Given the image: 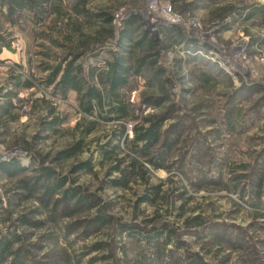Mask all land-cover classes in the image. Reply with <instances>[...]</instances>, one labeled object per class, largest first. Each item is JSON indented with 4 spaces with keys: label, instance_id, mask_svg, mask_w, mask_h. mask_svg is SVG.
Segmentation results:
<instances>
[{
    "label": "rangeland",
    "instance_id": "obj_1",
    "mask_svg": "<svg viewBox=\"0 0 264 264\" xmlns=\"http://www.w3.org/2000/svg\"><path fill=\"white\" fill-rule=\"evenodd\" d=\"M118 55L136 118L85 114L63 75L102 93ZM3 240L0 264H264V0H0Z\"/></svg>",
    "mask_w": 264,
    "mask_h": 264
},
{
    "label": "trees",
    "instance_id": "obj_2",
    "mask_svg": "<svg viewBox=\"0 0 264 264\" xmlns=\"http://www.w3.org/2000/svg\"><path fill=\"white\" fill-rule=\"evenodd\" d=\"M17 5H22L19 1H14ZM109 22H111V19H109ZM109 32V31H108ZM110 33V32H109ZM147 34H149V31H147ZM146 34V36H148ZM127 32L126 30L123 31L122 37H126ZM147 38L145 37L144 40ZM141 42H136L135 44H131L133 48L138 46ZM143 43V42H142ZM148 43H153L152 40L148 41ZM154 46V45H153ZM129 51V50H128ZM126 58V57H125ZM144 59H140L136 65L137 69L140 68V64H143ZM110 68L105 70V75L106 77V82H109L110 85L109 87L105 88L104 92H97L94 89H89L88 92H85L83 95H81L82 87L79 85L78 81L76 80V76L72 73L71 70H67V72L63 75L61 81L63 84V92H67L68 90H75L81 98V106L85 114H94V112H98L99 116H102V112H107L108 114H111L115 119L117 120H122V119H133L136 118L134 113V105L130 101H127L126 99V94L122 92V88L126 84V79L125 76L126 74L129 73V70L131 68L124 66V57L122 56H116L115 61L109 64ZM161 120H149V126L145 125H136L135 128L133 129L134 131V138L132 139V143L134 145V148L138 150L140 153H142L143 156L149 157L151 154V149L153 145H155L158 140H159V128ZM125 125L123 124L121 126L120 132L115 133L114 137L115 138H120V135L124 136L125 134ZM88 131L91 130V127L87 129ZM112 143V141L110 142ZM142 143V146H139V144ZM169 147V143L165 144L163 148ZM113 147H118V145H114ZM110 150V149H109ZM72 150L67 151L68 154H72ZM108 152V151H105ZM110 152L114 153V150L111 149ZM109 152V153H110ZM109 155V154H108ZM151 159V160H150ZM150 162H152L154 165H157L158 162L154 161V158L149 157ZM50 170L45 169L44 170V176L47 178L50 176ZM49 179V178H48ZM128 182V177L127 175H124L120 179L114 181L115 185H126ZM21 183H23V187L26 189H30V186L25 180H21ZM60 181L56 184V187H60ZM49 182L47 183V185ZM258 185H261V183H258ZM48 191H51V188H47ZM152 189H156V186H153ZM77 192L79 193L80 191L78 189H73L70 192H66L65 199H71L74 198V203L75 206H80L82 205H88L92 206L91 203L93 202L91 195L84 196V194L79 195L78 199H76ZM153 195H157V193L152 192ZM155 196H147V200H152L155 198ZM197 217L195 218V220ZM25 221H29V219H24ZM105 223L106 221L103 220L102 223ZM163 228H166V225L163 226ZM175 231H173L171 228L168 229V238L172 237ZM162 236V231L160 229L156 230L154 229L152 233H149L146 235V240L149 242V244H154L152 242H157L154 241L155 239H160ZM157 239V240H158ZM3 243L1 244V251L5 252L7 248L10 247L9 242L10 241H2ZM159 247L161 245H158ZM160 250V249H159ZM157 251L160 253V251ZM187 264H204L196 259L190 260Z\"/></svg>",
    "mask_w": 264,
    "mask_h": 264
},
{
    "label": "built area",
    "instance_id": "obj_3",
    "mask_svg": "<svg viewBox=\"0 0 264 264\" xmlns=\"http://www.w3.org/2000/svg\"><path fill=\"white\" fill-rule=\"evenodd\" d=\"M167 17V16H166Z\"/></svg>",
    "mask_w": 264,
    "mask_h": 264
}]
</instances>
